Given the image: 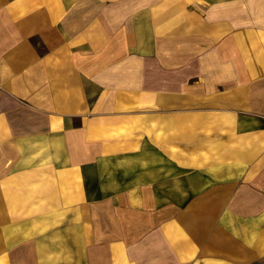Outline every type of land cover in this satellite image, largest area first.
Masks as SVG:
<instances>
[{
	"label": "crops",
	"instance_id": "0c3cea01",
	"mask_svg": "<svg viewBox=\"0 0 264 264\" xmlns=\"http://www.w3.org/2000/svg\"><path fill=\"white\" fill-rule=\"evenodd\" d=\"M0 264H264V0H0Z\"/></svg>",
	"mask_w": 264,
	"mask_h": 264
}]
</instances>
